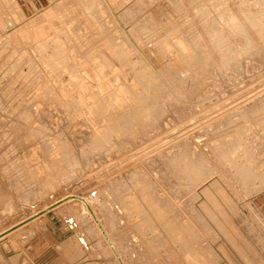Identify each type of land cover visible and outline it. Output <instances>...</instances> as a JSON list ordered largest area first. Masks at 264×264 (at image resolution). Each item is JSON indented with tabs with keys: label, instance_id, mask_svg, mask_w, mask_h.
Returning <instances> with one entry per match:
<instances>
[{
	"label": "rangeland",
	"instance_id": "1",
	"mask_svg": "<svg viewBox=\"0 0 264 264\" xmlns=\"http://www.w3.org/2000/svg\"><path fill=\"white\" fill-rule=\"evenodd\" d=\"M263 30L264 0H0V229L75 193L125 205L130 264H264ZM48 212L14 264H115Z\"/></svg>",
	"mask_w": 264,
	"mask_h": 264
},
{
	"label": "bare ground",
	"instance_id": "2",
	"mask_svg": "<svg viewBox=\"0 0 264 264\" xmlns=\"http://www.w3.org/2000/svg\"><path fill=\"white\" fill-rule=\"evenodd\" d=\"M130 6V5H129ZM154 7V6H153ZM136 15V14H135ZM155 15H156V13H155ZM137 16V15H136ZM259 16V15H258ZM135 17V16H134ZM255 17H256V15H255ZM260 17V16H259ZM154 18V17H153ZM244 18H245V16H244ZM251 19H252V17H250ZM255 19V18H254ZM260 19V18H259ZM145 20V19H144ZM138 21V20H137ZM150 21V20H149ZM157 22V21H156ZM255 23V22H254ZM248 24V23H247ZM257 24V23H256ZM259 24V23H258ZM238 25V24H237ZM260 25V24H259ZM179 26V25H178ZM155 27V26H154ZM230 27V26H229ZM255 27V26H254ZM236 29H238V28H236ZM243 29V28H242ZM241 29V30H242ZM262 31V30H261ZM264 31V30H263ZM234 32V31H233ZM241 33V32H240ZM181 34H183V33H181ZM237 34H239V33H237ZM259 34V33H258ZM234 35V34H233ZM243 35V34H242ZM262 36H263V33H262ZM186 39H188V38H186ZM219 39V38H218ZM220 40V39H219ZM218 40V41H219ZM222 41V40H221ZM177 42V41H176ZM190 42V41H189ZM224 45V44H223ZM192 47V46H191ZM192 51H193V49H192ZM181 52V51H180ZM185 53V52H184ZM187 55V54H186ZM147 77V76H146ZM185 142V141H184ZM175 146V145H174ZM184 148V147H183ZM157 188V187H156ZM159 188V187H158ZM154 190V189H153ZM158 190V189H157ZM165 190V189H164ZM128 192V191H127ZM155 192V191H154ZM162 192V191H161ZM166 192V191H165ZM157 193V192H156ZM160 194V193H159ZM74 195H76L75 193H66V194H64V195H62L61 197H59L58 199H55L54 201H52L51 203H49L48 205H45L44 207H42L41 209H39V210H37V211H35L34 213H32V214H30L28 217H26V218H23L22 220H20V221H18V222H16V223H14L13 225H11V226H9V227H7V228H5V229H3V230H1L0 231V239H2V238H4L5 236H7V234H9L10 232L11 233H13L12 232V230H14L15 228L16 229H18L19 228V226H21L22 224H24V223H26V222H28V220H31V219H33V218H35V217H37L38 216V214H40L41 212H42V210H44V209H46L47 207H49L50 205H52V204H55V203H58V202H61L60 204H58V205H56L55 207H57V206H59V205H61V204H63V203H66V202H68V201H72V200H74V201H76V202H80V205L82 206V208L85 210V212H86V214H87V216H88V218H89V220H90V222L92 223V225L94 226V228H95V230H96V232H97V235H98V237L101 239V241H102V243H103V245L105 246V248H106V250H107V253L109 254V256L111 257V259L115 262V264H118V261L116 260V258H115V256H114V254H113V252L111 251V249H110V247L108 246V244H107V242L105 241V239H104V237L102 236V234H101V232H100V230L98 229V227H97V225H96V223L94 222V220L92 219V217H91V215L89 214V212H88V210H87V208L85 207V205L80 201V200H77V199H74V198H71L70 196H74ZM131 195H132V192H131ZM137 195H139V194H137ZM162 195H164V192H162ZM141 196H142V194H141ZM146 196V195H145ZM166 197L165 198H167V195H165ZM83 197V196H82ZM152 197V196H151ZM157 197V196H156ZM163 197V196H162ZM161 197V198H162ZM84 199H85V201L87 202V204L89 205V207H90V209L92 210V212L94 213V215H95V217H96V219H97V221L99 222V224L101 225V227H102V229L104 230V232H105V234L107 235V237H108V239L110 240V242H111V244H112V246L114 247V249L116 250V252H117V254H118V256L120 257V259H121V261L123 262V264H130V262L131 261H126L125 259H124V257H122V254L120 253V251H119V249H120V246H121V244L124 246V248L126 249L127 247L129 248L130 247V242L128 243L127 241L129 240H125L126 238H124L122 235L123 234H121V232H124L123 231V225H124V221H123V219H124V217L123 218H119V216H117L118 214H116V213H122V216H123V207L125 206L123 203L122 204H120V202H119V204L121 205V207H122V209L120 208V207H117V206H114V210H115V212L116 213H112L111 211H109L108 213H110L111 214V216H109L107 213H106V215L103 217V219L100 217V214L101 213H103V210L102 209H99L98 211H95V209H94V207L89 203V201L85 198V197H83ZM164 198V199H165ZM134 199V198H133ZM132 199V200H133ZM137 199V198H136ZM163 199V198H162ZM169 199V198H168ZM168 199H167V201H168ZM126 200V199H125ZM135 200V199H134ZM154 201H160V200H155L154 199ZM163 202V201H162ZM165 202V201H164ZM171 202V201H170ZM169 202V203H170ZM181 202V201H180ZM127 203V202H126ZM151 203V202H150ZM159 203V202H158ZM173 203V202H172ZM154 205L156 204V203H153ZM161 205H162V203H160ZM164 204H167L166 206H168V203L166 202V203H164ZM181 204H182V202H181ZM181 204H180V206H181ZM114 205V204H113ZM170 205V204H169ZM172 205V204H171ZM174 205V204H173ZM172 205V206H173ZM54 207V208H55ZM165 207V206H164ZM170 207V206H169ZM168 207V208H169ZM174 207V206H173ZM149 208H150V206H149ZM152 208H154V207H152ZM155 208H157V207H155ZM176 208V207H175ZM170 209H172V207L170 208ZM169 209V210H170ZM134 210V209H133ZM147 210V209H146ZM148 210H150V209H148ZM126 211V210H125ZM155 211V210H154ZM168 211V210H167ZM174 211V210H173ZM149 212V211H148ZM169 212V211H168ZM156 213V212H155ZM159 213V212H158ZM157 214V213H156ZM160 215V214H159ZM158 215V216H159ZM176 215V214H175ZM128 216V215H127ZM162 216V215H161ZM136 217V216H135ZM155 217V216H154ZM126 219V218H125ZM124 219V220H125ZM130 220V219H129ZM138 222V221H137ZM185 223V222H184ZM136 224V223H135ZM138 225V224H137ZM132 226V225H131ZM127 227H128V225H127ZM126 227V228H127ZM124 228H125V225H124ZM137 228V227H136ZM111 229H116L117 231H118V233H117V235H118V239H119V241L120 242H114V240L112 239V237L110 236V234H109V232H110V230ZM133 230V229H132ZM131 230V231H132ZM127 233H128V231H127ZM136 233V232H135ZM142 233V232H141ZM124 234H125V232H124ZM129 234V233H128ZM133 234V233H132ZM131 234H129V236H130ZM10 236V235H9ZM125 236V235H124ZM127 237H128V235H126ZM135 236H138V235H135ZM130 238V237H129ZM134 238V237H133ZM137 239H138V237H137ZM140 239V238H139ZM138 239V240H139ZM132 241V240H131ZM143 241V240H142ZM134 242V241H133ZM139 242H141V240L139 241ZM144 242V241H143ZM146 242V241H145ZM148 243V242H147ZM128 244V245H127ZM131 244H134V243H131ZM139 244V243H138ZM127 248V249H128ZM128 251V250H127ZM129 252V251H128ZM131 253H133V252H131ZM152 264H154V263H152Z\"/></svg>",
	"mask_w": 264,
	"mask_h": 264
},
{
	"label": "crops",
	"instance_id": "3",
	"mask_svg": "<svg viewBox=\"0 0 264 264\" xmlns=\"http://www.w3.org/2000/svg\"><path fill=\"white\" fill-rule=\"evenodd\" d=\"M48 211H50V210H48ZM48 211L39 214L37 217H35V218L31 219V220H28V222H26V223L22 224L21 226H19L18 229L15 228L14 230H12L13 233L10 232L9 234H7V237L5 236L6 238L12 237V235H14L16 232L21 230V237H20L21 241L20 242L24 243L23 247H22V250L25 251L24 255H26L27 258H32V256H33V243H34V241H33L34 230H33V228L31 230H28V229L32 226V223L34 221L41 220L47 213H49ZM29 215H27V216H29ZM27 216H25V217H27ZM25 217H23V218H25ZM23 218H21V219H23ZM16 222H14V223H16ZM14 223L6 224V227H4V228H2L0 230H3L5 228H7V227H9L10 225H12ZM2 225H3V223H2ZM6 238H2V239H0V241H3ZM8 247H9L8 249H4L2 246H0V264H14V262L15 263L17 262L14 257H15L16 254H19L18 250L17 249L13 250L10 246H8Z\"/></svg>",
	"mask_w": 264,
	"mask_h": 264
},
{
	"label": "water",
	"instance_id": "4",
	"mask_svg": "<svg viewBox=\"0 0 264 264\" xmlns=\"http://www.w3.org/2000/svg\"><path fill=\"white\" fill-rule=\"evenodd\" d=\"M71 198H74V199H77V200H80L84 205L85 207L87 208L89 214L91 215L92 219L94 220V222L96 223L98 229L100 230L102 236L104 237L105 241L107 242L108 246L110 247L111 251L113 252L116 260L118 261V264H123V262L121 261L120 257L118 256L116 250L114 249V247L112 246L110 240L108 239L107 235L105 234L104 230L102 229L101 225L99 224V222L97 221L94 213L92 212V210L90 209L89 205L87 204V202L85 201V199L80 196V195H74V196H70ZM61 202H58V203H55V204H52L50 205L49 207H47L46 209L42 210L41 213H44L52 208H54L56 205L60 204ZM40 213V214H41ZM39 215V214H38Z\"/></svg>",
	"mask_w": 264,
	"mask_h": 264
}]
</instances>
